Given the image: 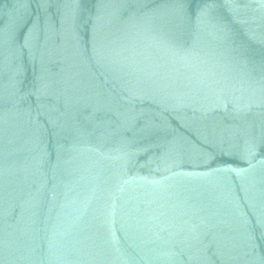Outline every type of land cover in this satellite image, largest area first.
Returning a JSON list of instances; mask_svg holds the SVG:
<instances>
[{"label": "water", "instance_id": "95a60500", "mask_svg": "<svg viewBox=\"0 0 264 264\" xmlns=\"http://www.w3.org/2000/svg\"><path fill=\"white\" fill-rule=\"evenodd\" d=\"M0 264H264V0H0Z\"/></svg>", "mask_w": 264, "mask_h": 264}]
</instances>
